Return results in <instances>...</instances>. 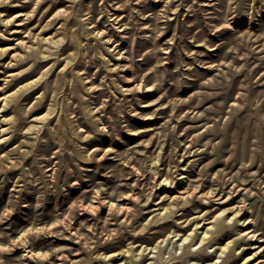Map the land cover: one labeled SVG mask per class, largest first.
Wrapping results in <instances>:
<instances>
[{"label":"rangeland","instance_id":"1","mask_svg":"<svg viewBox=\"0 0 264 264\" xmlns=\"http://www.w3.org/2000/svg\"><path fill=\"white\" fill-rule=\"evenodd\" d=\"M0 144V264H264V0L0 4Z\"/></svg>","mask_w":264,"mask_h":264},{"label":"bare ground","instance_id":"2","mask_svg":"<svg viewBox=\"0 0 264 264\" xmlns=\"http://www.w3.org/2000/svg\"><path fill=\"white\" fill-rule=\"evenodd\" d=\"M21 15H23V13L22 12H19V13H17L16 14V16H21ZM20 24H22V23H19V25ZM14 32H21V30H15ZM6 97V96H5ZM32 128V126H30L29 127V129H31ZM7 129H4L3 128V130L2 131H6ZM1 145V144H0ZM258 157V156H257ZM166 179V178H165ZM164 179V180H165ZM90 205V204H89ZM92 205V204H91ZM233 209V208H232ZM243 208H240L239 210H237V209H234L233 211H236V213H235V215H238V213L242 210ZM227 211L228 210V208H225V209H223L222 210V212L223 211ZM245 214V213H244ZM235 215H233L232 216V218L235 216ZM252 220V219H251ZM251 220H245V222H247V224L246 225H249V223H251ZM244 222V221H243ZM27 230V229H26ZM208 228L207 229H205L204 231H203V233L205 234V235H208ZM246 232H247V235H250L251 237H253V238H255V237H257V234H256V232L254 231V229H247L246 230ZM23 233H25V232H23ZM203 234V235H204ZM205 235L203 236V238L205 237ZM184 238H187V236L186 237H184ZM224 246V248L226 249V248H228V246H229V242H227L225 245H223ZM2 246H0V248H1ZM30 252H32L33 250L31 249V250H29ZM34 253H35V255L38 257V256H42V255H44L45 254V252L44 251H41V250H35V251H33ZM42 257H45V256H42ZM248 259H251V256H249L248 257ZM218 261L219 260H214V261H211V264H218ZM122 262V261H121ZM121 264V263H120Z\"/></svg>","mask_w":264,"mask_h":264},{"label":"clouds","instance_id":"3","mask_svg":"<svg viewBox=\"0 0 264 264\" xmlns=\"http://www.w3.org/2000/svg\"><path fill=\"white\" fill-rule=\"evenodd\" d=\"M9 0H0V4H3V3H8Z\"/></svg>","mask_w":264,"mask_h":264}]
</instances>
